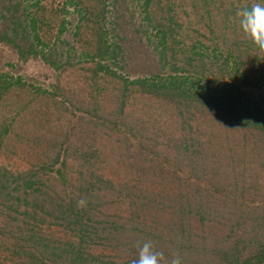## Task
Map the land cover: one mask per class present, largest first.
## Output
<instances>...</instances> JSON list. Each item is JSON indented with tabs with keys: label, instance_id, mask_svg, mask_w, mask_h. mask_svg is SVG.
I'll use <instances>...</instances> for the list:
<instances>
[{
	"label": "rangeland",
	"instance_id": "rangeland-1",
	"mask_svg": "<svg viewBox=\"0 0 264 264\" xmlns=\"http://www.w3.org/2000/svg\"><path fill=\"white\" fill-rule=\"evenodd\" d=\"M64 1L0 0V32L8 28L14 17L23 25L25 18L35 17L40 27L37 30L39 35L47 40L59 60L58 69H55L40 57L20 56L12 44L0 41L1 80L25 83V86H14L7 93L0 89V264H65L57 258V252L53 255L46 247L55 246L54 250L58 249L67 242L66 236L70 237L71 231L76 228L66 226L64 229L66 223H63L60 212L63 209L57 212L48 208L49 202L58 199L70 205L63 211L69 213L75 204L72 208L74 215L87 216V219L91 217V223H86L88 226L94 223L100 226V230L106 222L123 226L126 233L119 243L124 248H130L128 238L135 233L138 224L147 226L148 231L143 232L141 241L148 238L146 243L163 254L161 264H171L173 258H178L180 264H225L224 253L228 250L237 259L251 255L253 246L263 241L257 239V233L264 238L261 232V229L264 231V220L261 219L258 224L252 221L255 218L252 213L254 209L264 212V168L257 174L253 173V176L249 172L241 179L246 183V192L242 190L238 195L239 190L230 193L222 187H219V192L215 191L206 182L223 180L224 176L232 178L239 167L233 157L230 159L232 162H228V168L220 165L222 175L218 171V178L213 176L217 165L208 177L201 172L203 168L200 164L193 165L199 170V178H196L193 170L190 171V157H186L182 150H173L170 145V137L173 136L170 122L158 120L152 123L151 119L140 113L135 114L133 121H137L135 125L143 140L132 139V145L125 140L122 143L124 148L118 149L115 140L121 138L120 134L112 135L104 127L101 130L95 128L91 122H99L96 118L98 113L93 111L94 105L101 109L98 116L106 115L113 110L112 107L116 108L118 102L112 101V98L118 96L115 90L121 89L119 82L101 75L96 83L91 81L90 68L93 64L91 60L82 59L81 53L87 50L93 52L94 48H87L86 41L79 42L81 38H86L88 31L85 27H79L80 16L72 12V8L69 13L62 10ZM35 2L40 5L34 6ZM85 2L86 7L97 5L95 13L99 19L96 21L107 30L102 39L103 45L115 42L120 47L118 52L122 61L116 68L118 74L134 80L143 76V65L149 58V50L158 57L152 35L160 24L165 25L168 39H171L168 41V55L172 63L164 68L165 74L173 63L186 64L189 49L194 45L197 50L204 51L206 47H213L214 40H217L225 50L232 40L239 41L243 35L238 17L234 14L235 9L249 3L252 5L255 0H150L148 5L146 0ZM63 19L68 24L66 31L60 35V22ZM169 27L172 30H168ZM232 27L234 30L238 28L236 33ZM28 31H31L30 28ZM9 34L11 36L12 32L9 31ZM147 39L151 40L150 49L147 48ZM172 39L175 43H172ZM195 65L199 70L203 69V64L197 62ZM115 67L113 65L112 68ZM261 70H264L263 60L242 67V75L253 78L251 85L241 86L245 93L242 100L264 107V80L260 78L258 82L255 81ZM201 84L203 86L204 81ZM137 92L136 88L129 91L126 111L139 102ZM165 98L168 101L171 97ZM185 101L176 110L189 117L187 105L193 112L197 110L199 115L186 120L184 127L206 142L205 135L210 133V127L213 131L217 120H213L212 112L201 105L189 101L190 104H187ZM144 103L140 99L138 105ZM72 104L78 109L72 108ZM201 110L202 113H199ZM172 113L165 114L161 120L173 116ZM146 122L157 128L161 125L160 133L155 131L156 126H149ZM142 125L148 128V132L142 130ZM107 127L112 128L108 123ZM96 130L99 139L93 142ZM107 133L112 136L111 139L106 137ZM64 138H67L66 144ZM177 138L182 139V136ZM79 148L88 154L101 153L94 167L104 177L91 176L96 178L94 181L102 180L103 183L96 182L102 186V190H90L85 199L75 188L79 172L85 170L79 158ZM67 150L70 152L66 157ZM65 158L66 169L62 165ZM59 168L63 172L58 173ZM230 169H234V172L231 173ZM24 180L28 183L25 184ZM105 181H108L107 184H104ZM81 200L84 205L78 206ZM139 200L149 201L152 205V215L149 214L147 219L132 215V204ZM109 204H112L111 207ZM186 208L188 215L185 214ZM173 216L186 217L180 218L185 224L183 229L172 227ZM152 225L161 229L162 237L149 233ZM29 229L30 233L27 232ZM254 233L256 239L252 238ZM32 235L35 237L33 242H28ZM103 236L99 242L86 240L84 248L93 256V260L86 261V264H101V259L109 264L119 251H114L112 247L109 249L110 246L104 241L107 235ZM250 238L253 243L249 241ZM73 240L78 242L76 237ZM130 259L124 256L117 262L114 259V262L128 264Z\"/></svg>",
	"mask_w": 264,
	"mask_h": 264
},
{
	"label": "trees",
	"instance_id": "trees-1",
	"mask_svg": "<svg viewBox=\"0 0 264 264\" xmlns=\"http://www.w3.org/2000/svg\"><path fill=\"white\" fill-rule=\"evenodd\" d=\"M149 1L150 0H146L147 5ZM33 5L39 6L40 3L35 2ZM250 6L251 4L249 3L240 9H235L234 14L237 15L238 10ZM95 7L97 8V5L86 7L85 0H65L62 5V10L65 13H69V9L71 8L73 9L72 12L78 13L80 16L79 27H85L88 31V33H86V38H81L79 42L86 41V43H88L87 48H94L93 52L87 50L81 53L82 59L91 60L93 64V67L90 68L92 76L91 81L96 83L97 78L101 75L103 78H111L116 82H119L121 88L119 91L115 90L118 96L112 98V101L118 102L116 103V108L112 107L113 110L106 115L98 116L100 112L99 110L101 109L99 106L94 105L93 111L98 113L96 118L99 122H91L92 125L94 124V127L99 128L100 130L102 127L109 129L112 135L119 133L121 138H117L115 142L118 145V149H123L124 147L122 146V143L125 142V140L131 145L133 143L131 142L132 139L136 141L143 140L142 137H139L138 132H140V130H138L135 125L137 121H133V119H135V114L140 113L145 115L149 120L151 119L152 123H155L158 120L159 122L168 121L170 122V129L173 130V136L172 138L170 137V145H172L171 147L173 150H182L186 157H190V171L193 170V173L197 175L196 178H199V170L194 168L193 165L200 164L203 168V171L201 172L206 175L205 177H208L209 172L212 173L215 169V165H217L213 176L218 178L219 173L221 174L220 165L224 166V169L226 166L228 168V162H232L230 160L232 156L239 166L237 168L238 173L236 172L232 178L224 176L225 179L223 178V180H211L213 182H209L208 180L206 183L218 192L220 190L219 187L225 188V191L230 193L239 190L237 192L238 195L242 193V190H245L246 192L248 190L245 188L246 183L241 179H243L249 172H251L252 174L250 175L253 176V173L257 174L259 173V170L261 171L262 168H264V107L254 103H246L242 100L245 93L242 92L241 86L251 85L253 83V78L242 75L241 69L247 63L257 64L262 60L264 63V52L258 51L242 33L243 37L240 36V39H238V37L234 36V38L239 41L232 40V43L230 44L229 42L225 50L218 44L219 41L217 40H214L215 45L213 47H204V51L197 50L195 45L192 46L191 49H189L190 56L186 64L178 65L173 63L172 66H170L169 72L164 74V68L172 63L169 60L168 55L170 51L168 41L170 42L171 39H168L165 25L160 24L161 26L157 27L156 32L152 35L153 45L155 47L154 50L157 51L158 57L156 58L155 53L149 50V58L146 59L145 64L143 65V67H145L142 74L143 76L130 80L129 78H123L117 72L122 61V58H119V45L115 42H111L109 45H103L104 42L102 39L107 34V30L99 24V21H96L99 19V15L95 13ZM14 18L10 21L8 28L4 29L3 32H0V41H3L8 45L12 44L18 49L19 55L22 57H40L44 62H47L53 68L58 69L59 60L55 54L56 52L51 49L47 40H44L39 35L37 30L40 29V27L38 26L35 17H31L30 19L25 18V20L22 21L25 23L24 25L20 23L17 18H15L17 20ZM67 24L68 22L65 19L60 22V35L66 31ZM28 28H30V32H26ZM169 29L172 30L171 27H169L168 30ZM237 29H233L235 33ZM9 31L12 32L11 36ZM173 40L174 39H172V41ZM150 41L151 40H148L147 46L149 49ZM172 43H175V40ZM174 52L175 54L177 53L176 51ZM197 62L203 64V69H198L195 65ZM113 65L114 67H117L112 68ZM208 73H210L212 77L211 80L208 78ZM225 78L226 81H224ZM260 78L264 80V70H261L255 81L258 82ZM202 81H204L203 86L201 84ZM16 85L21 87L25 86V83H22L21 81L13 82L12 80H1L0 78V89L3 93H7ZM134 88L138 91L139 102L140 99H143L145 103L140 106L138 105V102L136 105H132V108L129 111H126L127 101H129L130 97L129 91ZM165 96H170L171 98L167 101L165 100ZM177 99H179V101H177ZM184 101L187 104H190L187 102L189 101L192 102V104L197 103L201 105L207 111L212 112L213 120H217L218 124H215L216 127L214 126L213 131H211L212 127H210V133L205 135V137H207L206 142H203L200 139V136L197 137V135H194L192 130L190 132L184 127L186 120H192L199 115L197 110L194 109L196 112H193L191 110L192 108L190 109L187 105H185V107L187 113L190 115L189 117L178 112L176 110L177 107H180ZM72 108L78 109L74 104H72ZM82 111L85 112V110ZM170 112H173V116L166 120H161L164 119L165 114ZM199 113H202V110ZM107 123L112 128H108ZM147 123L148 122H146V124ZM152 123H148L149 126H156ZM158 126L159 128H157V126L155 127L157 134L160 133L162 127L161 125ZM142 130L148 132V128L144 127V125H142ZM97 133L98 131L96 130L94 135ZM174 135L182 136V139H179ZM65 136H67V132L65 133ZM106 137L109 139L112 138L109 133L106 134ZM98 139L99 136L97 134L93 142H97ZM66 141L67 138H64L65 144L67 143ZM82 142H84V140H82ZM167 148H169V145ZM79 150V158L82 160V167L85 170L79 172L75 188L79 190L81 196L85 199L86 196L90 194V190H102V186L96 184L97 181L102 182V180L97 179V181H94L96 178L91 177L96 175L99 178L103 177L95 168V162L99 160L101 153L91 152V154H88L81 151V148H79ZM68 152L70 151H66V157L68 156ZM158 163L159 162H157V165ZM62 165L65 169L67 168L66 158ZM126 167H128V165ZM233 170L230 169V172L233 173ZM57 171L58 173L63 172L62 168H59ZM61 176L65 178L63 174H61ZM215 181H217V184H215ZM107 182L108 181H105L104 184H107ZM24 183H28L27 180H24ZM31 184L32 182L30 185ZM256 189L259 190L258 188ZM99 200L100 199L97 197V203L100 204ZM55 201H52L51 203L49 202V209L58 212V209L64 210L65 208H70L67 207L70 205H68L65 200L60 201L58 199L56 201L58 203H55ZM112 203L114 202L112 201ZM109 205L111 207L112 204ZM74 206L76 205L73 204V207ZM132 206L133 217L142 218L145 216L147 219L149 214L152 215L153 208L151 207L152 205L149 204V201L146 202V200H139L134 202ZM72 208L69 213H67L68 211L63 210H60V212L61 216H63V223H66L64 229H66V226H73L76 227L74 228L75 231H71L70 237L67 238L66 236L67 242L62 244L61 247L58 246V249L54 250L55 246H46L53 255L55 252L58 253L55 255L62 263L86 264V261L89 260L90 262L93 260V256L89 250L84 248L87 244L86 240H97L99 242L104 237L103 234H105L107 235V238L105 236L104 241L110 246L109 249L112 247L114 251L117 249L119 250L114 254L113 259H111L113 260V263L115 264L114 259L117 262L118 260L123 259L124 256H128L131 257L128 264H132V261L138 258L139 248L148 241V238L146 241H141L143 238V232H147L148 227L145 225L141 226L140 224L137 225L136 223L135 225H137V229L135 233H131V237L128 238V240H130H127V245H129L128 247L130 248H124L123 245L121 246L119 243V241H122L121 236L126 233L123 226H117V223L112 225L110 222L103 223L104 226L102 230H100L99 225L97 226L94 223L88 226L86 223H91V217L88 219L87 216L83 217V215L82 217H77L74 215ZM252 213L253 216H255L254 219L252 218L253 222L257 223L261 219L264 220V212H258L257 209H254ZM185 214H189L187 208ZM180 218L186 219L184 216H179L178 218L173 216V218H171L173 221V224L171 223V225L175 229L184 228L185 224L181 221L183 219ZM262 230L263 229H261V232L264 235V231ZM27 232L30 233V229ZM149 233L162 237L161 229L153 225L150 226ZM75 237L78 239V242L73 240ZM34 238V235H32L27 241L33 242ZM252 238L256 239L255 233L252 234ZM257 239H263V241L256 244V246H253L252 254L244 259L235 258V256L231 254V250L226 251V253H224L226 256L225 264H264V238H260L257 233ZM131 240L135 244L130 245L132 243ZM249 241H251V238ZM36 243L37 241L34 244ZM34 250L35 249L33 248V251ZM31 257L33 256L31 255ZM31 257L29 259H32ZM111 260L109 261V264H111ZM100 263L107 264L103 259H101ZM27 264L36 263L32 262Z\"/></svg>",
	"mask_w": 264,
	"mask_h": 264
},
{
	"label": "clouds",
	"instance_id": "clouds-1",
	"mask_svg": "<svg viewBox=\"0 0 264 264\" xmlns=\"http://www.w3.org/2000/svg\"><path fill=\"white\" fill-rule=\"evenodd\" d=\"M238 23L246 39L260 52H264V0H256L250 7L238 10ZM84 201L78 202L83 206ZM163 254L154 251L148 243L139 248L138 258L132 264H161ZM171 264H180L173 258Z\"/></svg>",
	"mask_w": 264,
	"mask_h": 264
}]
</instances>
